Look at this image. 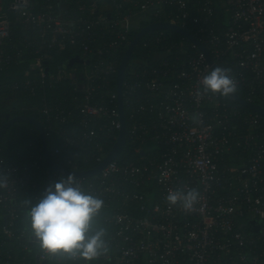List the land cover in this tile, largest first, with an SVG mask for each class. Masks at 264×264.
I'll return each instance as SVG.
<instances>
[{"label":"built area","instance_id":"built-area-1","mask_svg":"<svg viewBox=\"0 0 264 264\" xmlns=\"http://www.w3.org/2000/svg\"><path fill=\"white\" fill-rule=\"evenodd\" d=\"M103 1L77 0L81 13L71 16L56 11L59 0H12L9 7L0 0V73L22 57L40 54L34 58V72L26 70L22 79L2 88L35 93L39 83L53 87L65 80L71 96L82 92L83 103L77 109L55 98L41 106L43 118L39 120L45 130H58L63 146L81 150L91 144L87 147L97 151L98 163L122 128L118 100L116 107L107 104L118 99L112 81L117 79L118 53L134 14L133 8L120 2L110 18L96 15ZM131 1L156 16L167 14L171 19L165 21L194 33L218 67L230 70L237 88H247V100L264 102V0ZM13 24L36 29L39 37L14 39ZM99 33L115 38L96 48ZM67 40L80 46L85 55L98 58L80 71L62 67L52 71L44 52L53 46L63 48ZM174 47L178 53L173 57L145 68L132 65L128 79L124 78L123 102H130L134 94L144 100L137 113L129 118L125 113L127 141L131 134L138 144L136 153L145 151L140 155L143 161L121 162L116 157L91 178L75 176L83 191L102 199L103 207L111 210L104 218L107 250L88 261L78 254L44 256L37 242H32L41 262L264 264V225L259 236L245 230L248 220L264 218V122L259 114L245 112L224 95L204 88L202 79L213 67L194 41L187 46L182 40ZM111 142V149L102 154ZM61 151L60 146L55 149L56 154ZM44 175L45 189L67 176L50 168ZM39 186L31 166L0 156L5 236H25V229L15 228L19 211L25 207L23 193ZM193 188L200 200L192 212L166 200L169 190ZM20 246L28 248L26 243Z\"/></svg>","mask_w":264,"mask_h":264},{"label":"trees","instance_id":"trees-1","mask_svg":"<svg viewBox=\"0 0 264 264\" xmlns=\"http://www.w3.org/2000/svg\"><path fill=\"white\" fill-rule=\"evenodd\" d=\"M59 1H61V3L57 7V12H68L71 14V16L81 13L77 9V0ZM105 2L112 5V13H114L115 11V5L119 4L120 2H123L125 7H131L134 9V14L130 20V26L127 32V39L123 43L122 49L118 53L119 63L121 62L125 52L130 46L131 41L136 36L140 28L152 22L171 19L168 18L169 16L165 13L160 16H156L154 14V11L146 12L141 10L140 8H136L134 7V3L131 0H106ZM100 6L96 11V15H107V12L101 11ZM12 35L14 39L17 40L28 36L33 38L39 37L36 29H22V27L18 24L12 25ZM113 38L115 37L111 35L102 36L101 33H99L96 48L99 46V44L103 42H109ZM182 40L187 46H189L191 42H193L191 38L174 29L159 28L146 33L141 37L140 41L134 47L126 70L125 80L128 79V72L132 65L137 68H145L147 64L148 66L158 65L164 58L173 57L174 54L178 53V48L174 47L173 49L172 45H177ZM162 47H164V50L171 49L173 51L172 54L166 50L160 51ZM159 53H168V55L157 57V54ZM44 54L48 56L46 59V64L52 71L55 72L58 71L60 67L66 70L78 69V71H80L86 65L90 67L99 56L97 54H94L93 56L85 55L83 49L80 46L72 44L69 40L65 41V46L63 48L58 49V47L56 46L49 47L46 49ZM27 55H29V53H27ZM76 55H79L80 58L83 59V61L75 62L74 65L70 66L68 64L69 60ZM39 56L40 54L32 53L31 56L22 57L11 63L7 67V69L0 73V111L10 109L11 117L19 113H27L35 116L38 119H42L43 112L41 110V106L46 103H52L55 98H57V101L63 104L68 102L66 106L74 109H77L76 107L83 103L82 100L84 98V94L78 91L71 96L69 92V85L65 84V80L55 83V86L53 87L48 84L42 85L41 83H39L35 88V93H32L28 90L14 91L2 88L7 83L10 84L16 80L22 79L26 70L34 72L35 66L33 60L34 58ZM139 60H141V63H138ZM115 86L117 87L116 76L112 81L113 93H117V89L115 88ZM123 92H125V88L123 89ZM236 92L240 96L247 99L248 93L245 86L236 88ZM74 96H76L77 99H74L73 101L72 98ZM225 97L230 100L233 105L241 108L243 111L253 114H259L261 116V120L264 122V115L252 110L251 108L243 104H240L230 94ZM116 100L118 99L115 98L114 102L108 101L107 105H109L110 107H116ZM254 101L264 106V102L262 100L254 99ZM141 102H144V100H140L137 94L133 95V99L130 102H128L126 99L124 100L123 103L125 104L124 108L127 118H129L130 115L137 113V109L139 108ZM7 103H10L12 107H10ZM147 105L149 106V103ZM103 120L105 121V119ZM127 124L129 125V122H127ZM14 125H19L22 127V129L24 127L26 128L23 129L22 134H20L17 138H13L15 133V126L6 131L5 135L0 141V156H2L5 160H10L14 163L31 166V172L41 186L23 193V196L25 198V207H23L19 211L17 220L15 222V228L19 230L25 229L27 233L25 234V236L20 237V239H13L5 236L3 231L5 210L0 206V258L3 259L7 264H38L35 257L37 252L34 251L35 245L33 246L32 244V242H36V238L31 231L30 220L27 213L28 209L33 204H35L44 193V187L47 181L44 175V171L46 169L52 168L49 166L43 155L42 137L39 130L33 124L28 122H19ZM46 134L49 153L59 164L70 169L74 168L79 170L91 169L99 164L97 161V151L93 147H87L91 144H87L86 146L82 147L81 150H79L74 148L73 146H63L61 141V134L57 129L46 130ZM103 139L104 135L102 132H100L99 140L102 141ZM112 145L113 142L107 144L105 151L102 154L107 153L111 149ZM59 146L62 148V151L60 154H56L55 149ZM136 146H138V144L134 143L133 137L130 134L126 146L117 156L118 160L121 162L134 161L136 163L143 161V159L140 160V155L144 154H142V152L136 153ZM70 160L72 161L71 163L69 162ZM93 176L94 175L88 177L91 178ZM21 200L22 199L19 196V201ZM108 208V206L102 207L99 215L94 219L92 223V230L94 228H97L98 230L105 229L104 218L111 213V210ZM245 219L246 218H243L242 222H244ZM260 220L262 221L261 228L258 231L254 229L255 227L252 223V220H246L247 227L245 228V230L248 234L251 233L250 236H259L262 233L261 231L262 226L264 225V218H256V222L258 224L260 223ZM107 236L108 234L105 233L104 238H106ZM25 243L28 244V248H23L22 246H20V244ZM55 262L51 261L48 264H56ZM186 262H188V260H185L183 264H186ZM62 263L74 264L71 259H64V262ZM105 263L109 264L106 261L100 262L99 264ZM91 264L98 263H94L92 261Z\"/></svg>","mask_w":264,"mask_h":264},{"label":"clouds","instance_id":"clouds-1","mask_svg":"<svg viewBox=\"0 0 264 264\" xmlns=\"http://www.w3.org/2000/svg\"><path fill=\"white\" fill-rule=\"evenodd\" d=\"M230 70L215 67L204 75L206 90L227 96L236 91L237 84ZM166 200L170 205L180 204L186 212L195 210L200 193L169 190ZM103 200L82 190L77 178L68 174L48 185L40 199L28 209L30 228L44 256L78 254L90 261L106 251L104 230L90 234L92 223L99 215Z\"/></svg>","mask_w":264,"mask_h":264},{"label":"water","instance_id":"water-1","mask_svg":"<svg viewBox=\"0 0 264 264\" xmlns=\"http://www.w3.org/2000/svg\"><path fill=\"white\" fill-rule=\"evenodd\" d=\"M101 11L107 12L108 17L112 16V11H113V7L111 4L107 3V2H103L100 6ZM159 28H163V29H174L177 30L179 32H181L182 34L188 36L189 38H191V40H193L198 46L199 48L206 54L208 60L212 63V67L213 69L215 67H218V65L214 62L210 52L208 51L207 47L203 44V42L197 38L193 33H191L190 31L182 28L180 25L174 23V22H168V21H157V22H152L149 23L145 26H143L142 28H140L136 34V36L133 38V40L130 43L129 48L127 49V51L125 52L118 72H117V95H118V104H119V109H120V113H121V121H122V128L120 130L119 136H118V140L116 141V143L114 144V146L112 147V149L108 152V154L106 155V157L95 167L91 168V169H86V170H74V169H70L67 168L61 164H59L49 153L48 150V146H47V134H46V130L42 124V122L36 118L33 115L27 114V113H23V114H19V115H15L9 119H6L3 123L0 124V141L3 138V136L5 135L6 131L13 126L16 123L19 122H28L33 124L40 132L41 137H42V150H43V155L47 161V163L49 164V166L54 169L55 171L64 174V175H68V174H72L74 176H92L97 174L98 172H100L109 161L115 159L120 152L123 150L126 141H127V136H128V128H127V124H126V119H125V108H124V103H123V82H124V78L126 76V70L130 61V57L132 55V52L134 50L135 45L140 41L141 37L144 36L146 33L152 31V30H156ZM168 53H159L157 54V57H162V56H167ZM35 62V60H33ZM83 59L80 58L79 55L74 56L73 58H71L68 62V64L70 66L74 65L75 62H82ZM138 63H141V60L138 61ZM47 70H49V68H47ZM230 95H232L240 104H243L249 108H251L254 111H257L258 113L264 115V106L249 101L246 98L240 96L236 91L231 93ZM145 152L142 151V154H144ZM261 220L259 224H256V219L252 220V223L254 224V229L256 231H258L261 228ZM36 260L37 263L40 264V256L36 255ZM43 264H48L47 260H44L43 262H41ZM0 264H7L3 259L0 258Z\"/></svg>","mask_w":264,"mask_h":264},{"label":"flooded vegetation","instance_id":"flooded-vegetation-1","mask_svg":"<svg viewBox=\"0 0 264 264\" xmlns=\"http://www.w3.org/2000/svg\"><path fill=\"white\" fill-rule=\"evenodd\" d=\"M7 104H9V106L10 107H12V105L10 104V103H7ZM19 114H23V113H19ZM19 114H17V115H19ZM9 118H11V110L9 109V110H5V111H0V124L1 123H3L4 121H5V119H9ZM13 126H15V125H13ZM13 126H11V127H13ZM10 127V128H11ZM9 128V129H10ZM24 128H26V127H24ZM23 128V129H24ZM8 129V130H9ZM23 129H22V127L21 126H19V125H16L15 126V133H14V136H13V138L15 137V138H17L20 134H22V131H23ZM7 130V131H8ZM37 248H35V252H37ZM35 257H36V255H35Z\"/></svg>","mask_w":264,"mask_h":264},{"label":"rangeland","instance_id":"rangeland-1","mask_svg":"<svg viewBox=\"0 0 264 264\" xmlns=\"http://www.w3.org/2000/svg\"><path fill=\"white\" fill-rule=\"evenodd\" d=\"M11 2H12V0H5L6 7H9V5L11 4ZM143 17H146V16H143Z\"/></svg>","mask_w":264,"mask_h":264},{"label":"crops","instance_id":"crops-1","mask_svg":"<svg viewBox=\"0 0 264 264\" xmlns=\"http://www.w3.org/2000/svg\"><path fill=\"white\" fill-rule=\"evenodd\" d=\"M105 1H106V0H104L103 2H105ZM103 2H102V3H103ZM102 3H101V4H102ZM40 261H41V260H40ZM48 263H49V262H48ZM38 264H39V263H38ZM40 264H42V263L40 262Z\"/></svg>","mask_w":264,"mask_h":264}]
</instances>
